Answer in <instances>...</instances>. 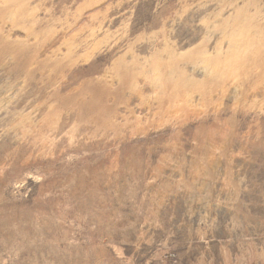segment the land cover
<instances>
[{
	"label": "rangeland",
	"instance_id": "rangeland-1",
	"mask_svg": "<svg viewBox=\"0 0 264 264\" xmlns=\"http://www.w3.org/2000/svg\"><path fill=\"white\" fill-rule=\"evenodd\" d=\"M0 264H264V0H0Z\"/></svg>",
	"mask_w": 264,
	"mask_h": 264
}]
</instances>
